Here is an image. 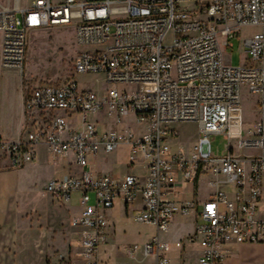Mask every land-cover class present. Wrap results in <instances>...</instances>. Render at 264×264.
Wrapping results in <instances>:
<instances>
[{
	"label": "built area",
	"instance_id": "2783aa9c",
	"mask_svg": "<svg viewBox=\"0 0 264 264\" xmlns=\"http://www.w3.org/2000/svg\"><path fill=\"white\" fill-rule=\"evenodd\" d=\"M186 3L197 9L181 8ZM69 27L84 49L73 75L99 76L109 87L101 93L71 80L35 88L24 109L36 123L17 141L0 137V158L19 169L44 147L53 160L73 159L79 175L52 180L44 192L58 205L78 196L80 212L70 226L80 231L81 263L100 264L107 214L118 201L139 204L133 220L155 230L144 245L123 247L130 258L141 254L151 264H172L173 247L161 235L176 217L193 214L194 232L174 247L198 244L200 254L182 264H227L233 245L264 244V0H31L24 8L0 10V67L22 73L32 32ZM248 27L259 32L242 42L246 65L232 67L225 49ZM137 85L152 90H129ZM244 88L255 97L258 119L237 136L231 125ZM127 115L137 133L118 128ZM187 123L198 133L189 154L170 144L178 137L174 127ZM215 135L228 142L220 156L211 148ZM122 148L139 173L117 178L89 171L90 157ZM198 181L211 190L200 211L195 200L175 197L178 185Z\"/></svg>",
	"mask_w": 264,
	"mask_h": 264
},
{
	"label": "rangeland",
	"instance_id": "374dc122",
	"mask_svg": "<svg viewBox=\"0 0 264 264\" xmlns=\"http://www.w3.org/2000/svg\"><path fill=\"white\" fill-rule=\"evenodd\" d=\"M31 0H0L1 9L24 8ZM209 0H200L201 4H207ZM181 8L195 11L197 5L195 3H186L181 5ZM259 32L258 28L248 27L242 29L236 38L231 41L232 48L225 49V58L229 60L232 67L246 65V60L243 54L242 42L251 38ZM84 50L75 44L73 28H48L41 31L32 32L29 35L26 49V62L23 72L15 70H5L0 67V130L12 131L15 127L19 113L17 112L20 101L25 95H29L35 88L44 85H63L71 80H76L82 87L90 88L94 91L103 93L108 88L103 82L102 77L95 76H74L73 62L79 52ZM116 88L115 86H113ZM131 92H148L152 90L151 86L137 85L130 87ZM11 110V111H10ZM10 111V112H9ZM258 119L257 105L255 97L249 95L247 90L243 89V97L240 108L236 111L232 121V130L237 136H242L245 131L252 126ZM123 125L118 127L124 129L130 127L134 132H138L137 126L130 115L123 117ZM114 126L112 122L106 123V127ZM31 128L30 122L25 120V124L21 128L22 135ZM105 128V125H101ZM175 130L178 132V137L174 142H170L173 150L179 146L183 147L186 153H190L197 141V126L195 124H179ZM228 142L223 135H215L211 137L212 152L216 156L223 155L227 152ZM126 150H121L112 155L98 156L92 166L99 170H110L114 174H122L125 170L124 164L127 158ZM244 155H256L255 150H244ZM39 161L37 164H26L24 166L31 167L30 175L27 179V184L31 189L32 196L35 200H40L41 205H46L42 198L44 185L49 181L48 168L51 169L52 164L50 158L45 152H40ZM5 186L12 191L15 177L12 175L6 176L3 179ZM204 189L202 188V191ZM11 193V192H8ZM7 202L11 205L12 194L7 196ZM264 202V190L262 194ZM71 212H80V208L76 202L68 204ZM50 208V207H49ZM27 213V214H26ZM50 228H57L58 215L50 212ZM45 213L39 212L37 209L28 210L22 214V231L27 236V242L31 244L28 252L23 251L20 255L24 264H28L29 259H33L32 264H40L38 262V254L36 250V235L46 228ZM75 215V214H74ZM115 242L108 248L111 250L110 259L102 256V261H108L107 264H151V260H141V255L138 254L134 258H130L122 249L126 245L138 244L142 245L149 240L155 230L145 224L136 223L133 218L124 220L122 213L117 211L113 218ZM64 225H62L63 227ZM71 234L74 232L69 225L65 226ZM190 230L189 225L182 222L169 227V232L161 235L169 242H174L182 233ZM30 235V236H29ZM59 254L52 256V262H58L64 257L63 249L59 248ZM77 250L75 248L70 251L68 262L65 264H75L77 259ZM227 264H264V244L258 245H233V251L227 255ZM77 264H82L80 261ZM104 264V263H102Z\"/></svg>",
	"mask_w": 264,
	"mask_h": 264
},
{
	"label": "crops",
	"instance_id": "0c3cea01",
	"mask_svg": "<svg viewBox=\"0 0 264 264\" xmlns=\"http://www.w3.org/2000/svg\"><path fill=\"white\" fill-rule=\"evenodd\" d=\"M26 96L27 95L22 97L20 101L17 110V112L19 113V117L16 120L14 126L15 128L9 132L0 130V137H2L3 139L9 141H17L25 136V134L22 135L21 133V128L25 124V120H28L31 126L36 123L37 118L29 116L24 109V101ZM121 150L127 151L126 148H122L119 151ZM40 152H45L46 155L50 158V162L52 164L51 169H47L50 176L48 182L62 178L67 175H79V169L73 164L72 158H68L66 160H53L44 147H37L35 149V160L32 163H29V165L32 164V166H34L35 164H37V162L39 161ZM126 154L128 155V151L126 152ZM98 156L107 155L99 154L88 159L89 171L96 177L108 174L117 178H122L127 174L139 173L138 167L136 165H130L128 156L125 160V170L122 174H114L110 170H99L95 166L91 167V164H93V162ZM30 168L31 167L27 168L26 166H23L19 169H12L9 167V161L7 159L0 158V264H24L20 255L23 253L24 250H26L25 252H28L29 248L31 247V244L27 242L28 235H24L22 231V214L25 212V210L27 212L28 210L35 211V209H37L41 213H45L46 215L50 212H54L59 217V220H57L56 222L57 228L52 229L50 228V217L48 219L49 215H47L46 228L44 229V231L36 235L35 242L37 247L34 248L33 246L32 248L33 250H36L39 256L38 262H40V264H65V262H68L70 251L72 250V248H75V250L78 251L77 239L80 231L73 229L70 226V220L71 218L76 217L79 212H75L74 215L71 212L69 205H58L47 194H45L44 188L48 182L44 185L42 192V198L44 199L46 205H41L40 200H35V198L32 196L31 189L27 184V179L30 175L31 170ZM9 175L15 177V182L14 186L12 187V191H10L9 188L5 186V182L3 181V179ZM202 188L204 189L203 191ZM210 193L211 190L207 187L206 183L198 181L194 184H188L185 187L183 185H178L175 197L179 201L185 199L195 200L197 204V211H200L201 204L208 199ZM8 194H12L13 200L11 205L8 204L6 199ZM77 199L78 196L74 195L72 202L74 201L77 203ZM260 208V216L264 217L263 201L261 203ZM139 209V204L134 206H127L122 201H118L115 207L110 212H108V241L104 246H101L99 249L100 264L108 263V261H102V256H106L107 260L110 259L111 250L108 247L112 246V244L115 242V227L113 218L115 217L117 211H120L124 220H126L132 219L134 215L139 211ZM179 222H182L185 225H189L190 230L186 233L180 234V236L174 242H169L166 238H162L163 241L169 243L173 247L172 252L169 254V259L172 264H182V262H193L197 259L200 254V246L198 244H194L192 246H185L183 249L180 250L174 247L177 242L185 240L194 232V227L198 222V218L194 214L189 217H176L169 227L171 228V226ZM62 225L64 226L62 227ZM66 225H69V228H72L74 230L72 234L65 227ZM167 232H169V229ZM149 240H147L145 243H147ZM59 248L63 249L64 257L58 262H52V256L59 254ZM76 256L77 259L75 260V264H77L79 261L81 262L80 258L78 257V252ZM32 261L33 259H29L28 264H32Z\"/></svg>",
	"mask_w": 264,
	"mask_h": 264
}]
</instances>
